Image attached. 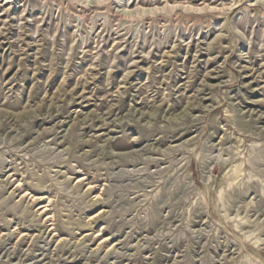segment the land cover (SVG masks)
<instances>
[{
  "label": "rangeland",
  "instance_id": "1",
  "mask_svg": "<svg viewBox=\"0 0 264 264\" xmlns=\"http://www.w3.org/2000/svg\"><path fill=\"white\" fill-rule=\"evenodd\" d=\"M0 264H264V0H0Z\"/></svg>",
  "mask_w": 264,
  "mask_h": 264
},
{
  "label": "bare ground",
  "instance_id": "2",
  "mask_svg": "<svg viewBox=\"0 0 264 264\" xmlns=\"http://www.w3.org/2000/svg\"><path fill=\"white\" fill-rule=\"evenodd\" d=\"M147 10V9H146ZM150 10V9H149Z\"/></svg>",
  "mask_w": 264,
  "mask_h": 264
}]
</instances>
